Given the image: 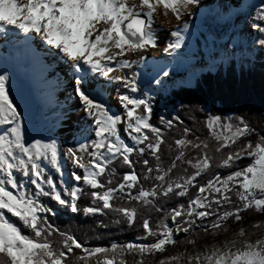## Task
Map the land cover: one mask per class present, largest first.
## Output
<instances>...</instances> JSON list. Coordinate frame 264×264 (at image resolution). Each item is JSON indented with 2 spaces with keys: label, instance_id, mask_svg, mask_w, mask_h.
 Instances as JSON below:
<instances>
[{
  "label": "snow or ice",
  "instance_id": "obj_1",
  "mask_svg": "<svg viewBox=\"0 0 264 264\" xmlns=\"http://www.w3.org/2000/svg\"><path fill=\"white\" fill-rule=\"evenodd\" d=\"M195 3L196 0H0V32L11 34L12 29L18 30L26 34L24 44H29V35L36 43L42 41L47 46L43 54L64 62L70 78L75 74L72 91L80 110L89 118L87 125L91 127L87 131L94 137L87 138L86 143L77 140L75 148L65 150L72 168L69 179L65 181L61 175L57 185L46 171L48 166L58 174L64 172L58 160L57 141L25 140L23 114L10 99L7 75H0V125L7 126L0 130V264H128L125 257L129 256L132 264H145L157 254L160 258L155 264H264V235L254 240L244 238L243 227L234 233L242 238L239 241L225 239L187 255L180 251L163 255L167 247L177 244L195 247L194 229L215 235L222 228L228 230L227 221H240L245 210L264 214V135H257L252 142L246 137L253 130L242 116L230 121L226 116L209 115L203 121L206 138L182 126L178 138L169 137V143L164 137L176 128L179 117L166 119L161 115L159 126L153 125L147 93L138 99L118 92L116 98L122 110L119 114L111 112L99 99L104 84L95 82V76L137 92L136 77L121 74L120 70L143 61L142 53L154 46V14L160 9L161 15L171 13L180 21L183 12ZM188 28L184 22L181 28L171 30L174 39L165 51L179 49ZM250 28L260 33L252 40L253 52L259 46L264 54V0ZM89 72L95 76L89 77ZM162 74L167 76L168 72ZM199 110L204 111L202 107ZM121 124L127 140L120 134ZM162 148L167 150L166 166L161 159ZM189 152L194 154L186 158ZM241 158H249L250 163L236 165ZM114 161L128 171L114 187H106L111 180L102 183L100 178L115 175V168L109 167ZM137 165L139 173L135 171ZM213 167L225 169L227 174L209 172ZM177 168L180 172L173 175ZM206 172L209 178L197 184V178ZM190 188L194 192L189 196ZM82 196L89 201L83 208L78 205ZM171 196L188 198L186 204L177 202L169 207L156 203L160 197ZM41 197L85 216L106 215L108 210L117 217L114 223L122 221L129 226L137 222L139 209L143 208L149 215H141L138 223L143 237L137 240L142 242L84 247L74 234L59 230L42 215H54L55 211ZM116 199L124 203L114 205ZM129 201L136 206H127ZM162 210L163 216L153 226L150 213ZM262 227L264 221L251 225L253 229ZM54 233L59 237L56 241L51 239Z\"/></svg>",
  "mask_w": 264,
  "mask_h": 264
},
{
  "label": "trees",
  "instance_id": "obj_2",
  "mask_svg": "<svg viewBox=\"0 0 264 264\" xmlns=\"http://www.w3.org/2000/svg\"><path fill=\"white\" fill-rule=\"evenodd\" d=\"M159 83H154L153 93L148 97V102L152 108L150 122L158 125L160 113L166 119H171L173 116L179 117V122L176 123V128L167 131L164 137L166 142L170 143L169 137L178 138L182 126L192 129L196 135L201 139L208 136L207 129L203 125V121L209 115H219L221 117L231 118L234 116H242L248 123L249 127L253 130L246 139L255 142L257 135H264V59L252 58L251 56L240 57L239 59L229 57L225 61L219 62L214 66V69H207L194 79L191 86H178L171 88L166 94H162L159 88L162 87L164 79L159 78ZM204 111H200V108ZM146 134L150 135V133ZM191 139V135L188 137ZM243 139L240 143L243 142ZM212 143L211 141H209ZM234 150V149H233ZM194 153L189 152L187 156ZM151 162V157H148ZM161 159L168 162L167 150L162 148ZM179 163V162H178ZM215 163V161H214ZM250 163L249 158H241L236 161V165L243 167ZM110 168H115V175L102 176L101 182L105 183L111 180V184L106 183L107 186L114 187L115 184L121 179L123 172L128 171L126 166H122L119 162H113ZM227 171L225 169H217L213 167L209 172ZM232 170H235L233 168ZM46 171L50 173L57 185L60 176L50 167L46 166ZM137 173L140 172V166L135 168ZM191 172V169L188 170ZM180 172V168L174 170L173 175ZM209 172L204 173L201 177L197 178V184L206 178H209ZM27 183V182H25ZM142 184L149 185L148 181L141 180ZM31 188V185H27ZM194 192L193 188L189 189V196ZM62 193V190H61ZM134 194V192H133ZM187 196L183 198H176L174 196L157 199L156 203L163 207L174 206L177 202L186 204ZM233 199L235 197L233 196ZM41 200L46 206L54 209L55 214H42L49 222L53 223L61 231H69L83 244L84 247H109L112 243L123 244L129 241L138 243L142 242L137 240V237H143V229L138 227L141 215H149L143 208L139 209V214L136 218L137 222L129 226L124 222L114 223L117 219L114 213L108 212L106 215L91 214L85 216L82 212L72 213L67 211L64 207L51 201L50 198L41 197ZM89 203L88 198L81 197L78 201L79 207L83 208ZM114 205H121L124 203L121 199L113 201ZM127 206H136L135 202L129 201ZM240 221L233 222L227 221L228 229H236L243 227L245 236H254L259 238L264 235V227L251 228V225L257 221H264V214L255 213L251 210H245L241 214ZM163 216V210L159 213H150V223L155 226V221ZM15 219V218H12ZM166 223H171L167 220ZM219 230L215 235H204L198 229H194L196 235L195 247L191 245H175L167 247L163 255L173 254L177 251L184 252L185 255L191 253L196 249H201L204 245L209 244L216 239ZM183 236V234H180ZM53 241L59 239L54 233L51 237ZM253 239V240H254ZM160 258V254L153 259L146 260L145 264H155V260ZM128 264H132V257H125ZM181 264H184L181 261Z\"/></svg>",
  "mask_w": 264,
  "mask_h": 264
},
{
  "label": "bare ground",
  "instance_id": "obj_3",
  "mask_svg": "<svg viewBox=\"0 0 264 264\" xmlns=\"http://www.w3.org/2000/svg\"><path fill=\"white\" fill-rule=\"evenodd\" d=\"M213 1H216V3L211 5ZM228 1L234 2L237 12L249 14L251 16L249 19L251 20L255 16L261 3V0H206L199 5L196 0V3L189 7V11L183 12L180 21H176L171 16V13L164 16L158 11V14H154V24L152 26L154 46L147 48L142 53L145 57L143 61L133 65L131 69H121L120 73L128 77L134 75L136 77V82L139 83L147 77L148 74L146 71L149 72V70L152 69L156 70L162 65L161 61L168 63L178 59L177 57H180L178 52L182 51L183 46H186L184 50L189 51H186L187 53L197 52L199 49L206 47V42H208L209 39L206 38V36L199 39L201 32H204L205 26L203 24L205 22L206 24H210L206 27L210 26L212 28L215 27L218 22H233L235 18H237V12L234 13L226 5ZM242 16L246 17L245 15ZM184 22L189 24V28L187 31L183 32L185 39L181 42V47L175 51L168 49L167 51L162 50V53L158 52L160 49H166L168 43L174 39L170 35L171 30L181 28ZM213 32H215L214 34L218 33L217 31ZM25 37L26 34L19 33L18 30L15 29L11 30V34L0 32V64L8 63L10 66L11 75L8 80L10 87L14 91H31L36 99L42 103L47 101L55 103L57 108L48 113L50 114L49 122L56 132L57 137L61 140L63 139L75 148V142L77 140L80 141L83 136L92 134L87 131V128L91 127L87 125L89 118L80 110L78 98L74 96V92L72 91V82L75 74L70 78L67 74V65L60 61L62 64L57 70H61L62 72L63 69V71L66 72V76L62 77L60 73L57 76L54 72V68H52L53 61H50L48 55L43 54V49H46L47 46L42 45V41L39 43L32 41L30 35L28 36L29 44H24L22 41ZM33 42L37 44V48L40 49L37 53L29 50ZM153 56H160L162 60L148 59ZM182 61L183 63H192L188 62L185 58H183ZM200 63L204 64L202 61ZM20 74H22V77ZM88 76L93 77L95 74L89 72ZM95 82L104 84L103 94L99 99L107 106H118L119 103L116 98L118 92L129 95L130 91L123 88L118 82H109L105 78L99 76H95ZM10 99L14 101L13 97ZM74 116L77 118L75 122L73 121ZM73 127L76 129H72ZM82 128L85 129L83 132H81ZM120 134L127 140L126 133L123 132Z\"/></svg>",
  "mask_w": 264,
  "mask_h": 264
},
{
  "label": "rangeland",
  "instance_id": "obj_4",
  "mask_svg": "<svg viewBox=\"0 0 264 264\" xmlns=\"http://www.w3.org/2000/svg\"><path fill=\"white\" fill-rule=\"evenodd\" d=\"M199 5L206 0H197ZM216 1H213L211 5H214ZM210 5V6H211ZM234 13H236V7L234 2L228 1L226 4ZM192 5H189L191 7ZM161 12L160 9L157 10V14ZM155 13V14H156ZM169 14V13H168ZM245 15L246 17H243ZM235 20L218 22L215 27H206V22L203 24L205 26L204 32H201L199 39L203 36L208 38V42H206V47L199 49L197 52L187 53L189 51L184 50L186 46H183L182 51H179L180 57H177L175 61L171 62H162V65L159 66L156 70L146 71L148 74L146 78H144L141 82L137 83V92L132 93L129 92V95L134 98H143V94L147 93L148 97L154 92V81L162 78L164 81L162 82V87L159 88V91L162 94H166L169 89L176 88L178 86H191L194 82V79L199 75V73L207 70L214 69V66L222 61H225L229 57H233L239 59L240 57L251 56L252 58L264 59V54H262L259 50V46H256V51L253 52L252 40L253 38H259L260 33L254 32L250 28L251 16L249 14H245V12L236 13ZM244 20H243V19ZM242 19V20H241ZM250 20V22H249ZM206 24V25H205ZM228 25V26H227ZM231 25V26H230ZM208 29V30H207ZM225 30V31H224ZM206 31V32H205ZM217 31L218 33L214 34ZM220 31V32H219ZM223 32V33H222ZM219 35V36H218ZM214 38V39H213ZM213 40V41H212ZM212 42V43H211ZM37 44L32 43L29 50L37 53L40 49L37 48ZM36 48V49H35ZM160 49V53H162ZM187 51V52H186ZM159 53V54H160ZM183 55V56H181ZM185 56V57H184ZM50 61L52 62V68H54V72L57 74H62L61 76H66V72L61 70H57V68L62 64L60 61H56L53 57H50ZM134 58V57H133ZM185 58L188 62L192 63H183L182 59ZM148 59H158L160 60V56H153ZM162 60V59H161ZM204 62L200 63V62ZM168 65V66H167ZM57 66V67H56ZM114 66V65H113ZM8 63L0 64V75H7L6 85L7 91L10 94V98H14L15 107L18 108L19 112L22 113V131L24 138L27 142H30L31 139H43L47 141L48 139H55L58 144V160L61 167L64 169L63 174H58L61 179V175L65 181L69 179V173L71 171L72 166L68 162L67 157L64 156V152L68 147H72L71 144L65 142L63 139L61 140L57 137L56 132L54 131L52 125L49 122L50 111H54L57 108V105L53 102H40L36 99L34 94L31 91L17 90L14 91L11 89L10 84L8 82L9 76L11 75V69ZM164 71L168 72L167 76H164L162 73ZM194 72V73H193ZM64 74V75H63ZM22 77V74H20ZM9 88V89H8ZM122 94V93H121ZM111 112L119 114V111H122L118 106H107ZM160 115H163L160 113ZM76 116L73 117V121H76ZM7 127L6 125H0V130ZM120 128V133H123V125L118 126ZM76 129V128H72ZM87 138H94L92 134L83 136L80 143H86ZM76 143V142H75ZM76 171L82 175L81 170L76 169ZM221 173L227 174V171H220ZM19 182V181H18ZM72 183H76L73 181ZM82 185V182H80ZM171 224V223H170ZM236 229H228L224 231L223 228L219 230L216 239L211 241L209 244L218 243L219 241L225 239H235L239 241L242 239L241 237L234 236ZM247 239H254V236H245ZM203 248V247H202ZM201 249H196L191 253L201 251ZM189 254V253H188Z\"/></svg>",
  "mask_w": 264,
  "mask_h": 264
}]
</instances>
